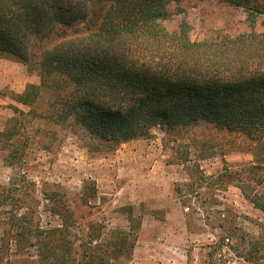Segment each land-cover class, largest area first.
I'll list each match as a JSON object with an SVG mask.
<instances>
[{
  "label": "rangeland",
  "instance_id": "obj_1",
  "mask_svg": "<svg viewBox=\"0 0 264 264\" xmlns=\"http://www.w3.org/2000/svg\"><path fill=\"white\" fill-rule=\"evenodd\" d=\"M168 8L162 26L184 24L193 41L264 33V0ZM220 48L210 49L231 50ZM261 51V40L240 50ZM29 83L40 84L38 70L0 54V264H262L251 239L264 213L251 200L264 192V153L243 134L199 120L108 149L72 120L43 115L49 89L31 108L11 98ZM53 197L73 218L58 232ZM221 224L229 240L213 253Z\"/></svg>",
  "mask_w": 264,
  "mask_h": 264
},
{
  "label": "trees",
  "instance_id": "obj_2",
  "mask_svg": "<svg viewBox=\"0 0 264 264\" xmlns=\"http://www.w3.org/2000/svg\"><path fill=\"white\" fill-rule=\"evenodd\" d=\"M180 1L0 0V54L40 75V84L29 83L11 98L31 108L49 89L53 98L43 115L55 123L72 120L108 149L147 137L156 126L204 120L240 132L264 153V51L240 52L250 40L264 41V33L193 41L184 24L169 32L162 21L172 15L168 5ZM223 45L231 50L210 49ZM53 198L58 232L73 218ZM251 202L264 213V192ZM218 227L213 253L229 240L228 228ZM258 228L251 248L264 264V221Z\"/></svg>",
  "mask_w": 264,
  "mask_h": 264
}]
</instances>
